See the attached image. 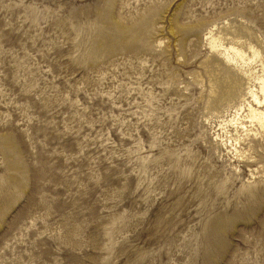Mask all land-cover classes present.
I'll return each instance as SVG.
<instances>
[{"label": "rangeland", "instance_id": "374dc122", "mask_svg": "<svg viewBox=\"0 0 264 264\" xmlns=\"http://www.w3.org/2000/svg\"><path fill=\"white\" fill-rule=\"evenodd\" d=\"M213 38L260 79L264 0H0V264H264V147L192 82Z\"/></svg>", "mask_w": 264, "mask_h": 264}, {"label": "bare ground", "instance_id": "6f19581e", "mask_svg": "<svg viewBox=\"0 0 264 264\" xmlns=\"http://www.w3.org/2000/svg\"><path fill=\"white\" fill-rule=\"evenodd\" d=\"M123 35L120 44L124 52L132 38L126 31H123ZM210 48L216 54L207 57L202 64L206 69L205 79L197 74L192 82L200 86L202 91L205 89V102L209 109L234 110L230 123L235 131L244 132L247 138H258L250 142L254 141L256 145L262 144L264 147V66L263 75L259 79L249 67L248 56L240 47H225L213 38ZM250 49L253 58L259 57V53ZM254 79L259 81L257 91L250 85Z\"/></svg>", "mask_w": 264, "mask_h": 264}]
</instances>
